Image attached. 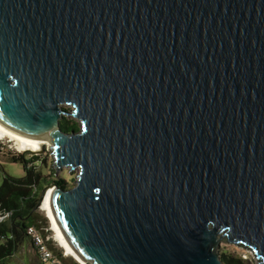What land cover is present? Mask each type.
Wrapping results in <instances>:
<instances>
[{
  "label": "water",
  "instance_id": "95a60500",
  "mask_svg": "<svg viewBox=\"0 0 264 264\" xmlns=\"http://www.w3.org/2000/svg\"><path fill=\"white\" fill-rule=\"evenodd\" d=\"M0 126L79 168L49 208L85 264H264V0H0Z\"/></svg>",
  "mask_w": 264,
  "mask_h": 264
},
{
  "label": "trees",
  "instance_id": "16d2710c",
  "mask_svg": "<svg viewBox=\"0 0 264 264\" xmlns=\"http://www.w3.org/2000/svg\"><path fill=\"white\" fill-rule=\"evenodd\" d=\"M60 127L66 132L78 130L74 122L66 121L64 118L60 121ZM5 147V144L0 142V152ZM9 159L23 162L25 174L20 178L7 176L0 186V214L8 213V216L0 221V264H4L8 257L28 241L26 237L28 226H40L41 222L34 208L42 189L49 184L68 189L70 181H73L71 174H68L69 179L65 180L63 176L48 178L37 171L36 167L40 165V159L32 153L27 157L22 154L11 155ZM38 160L39 164H37ZM220 257L224 264H235L232 258L225 255ZM67 263L76 264L69 259Z\"/></svg>",
  "mask_w": 264,
  "mask_h": 264
},
{
  "label": "rangeland",
  "instance_id": "374dc122",
  "mask_svg": "<svg viewBox=\"0 0 264 264\" xmlns=\"http://www.w3.org/2000/svg\"><path fill=\"white\" fill-rule=\"evenodd\" d=\"M62 109L68 114H63V118L66 121L74 122L76 127L80 128L81 123L76 119L72 113V106L67 104L61 105ZM50 141V140H49ZM0 142L5 144V148L0 152V186L3 183L5 177H15L20 178L25 174L24 164L21 161H12L10 158L11 155H24L29 156L30 153L37 155L40 159V165L36 167V170L42 174H45L48 178L53 176L54 178L63 176L65 180H68V174L73 176V181H70V187L75 184L79 168L70 169L67 167H62L57 170L55 166V158L53 153V143L52 141L47 144L43 143L41 150L31 151V150H18L14 141H11L8 137L0 138ZM47 146L49 147L47 149ZM39 164V160L37 162ZM52 185V184H49ZM48 186V185H47ZM69 187V188H70ZM38 218L40 219L41 224L49 226L50 222L47 219L44 211L40 209V205L34 211ZM220 255H225L228 258L234 259L235 264H256L255 258L250 250L243 248L235 244H229L227 242L221 241L218 249ZM4 264H36L34 256L27 250V242H24L20 249L15 252L12 256L8 257Z\"/></svg>",
  "mask_w": 264,
  "mask_h": 264
},
{
  "label": "built area",
  "instance_id": "2783aa9c",
  "mask_svg": "<svg viewBox=\"0 0 264 264\" xmlns=\"http://www.w3.org/2000/svg\"><path fill=\"white\" fill-rule=\"evenodd\" d=\"M6 216H8V213H5L4 215L0 214V221ZM26 237L39 264H68V259L76 264H81L72 255L68 254L62 246H60L55 237L51 223L49 226H45L44 224H40V226H28L26 229Z\"/></svg>",
  "mask_w": 264,
  "mask_h": 264
},
{
  "label": "bare ground",
  "instance_id": "6f19581e",
  "mask_svg": "<svg viewBox=\"0 0 264 264\" xmlns=\"http://www.w3.org/2000/svg\"><path fill=\"white\" fill-rule=\"evenodd\" d=\"M3 137H8L9 139H11V141H14L15 144L17 145L16 148L18 150L39 151V150H41L42 145H43V143L38 145V144L33 143L30 140H27V139L18 137L16 135H13V134L9 133L8 131H6L5 129H3L0 126V138H3ZM46 188L47 189L44 192L43 198H42L41 203H40V209L42 211H44L45 215L48 217V219H49V221L51 223L52 229H53V231L55 233V237H56L57 241L59 242L60 246H62L66 250V252L68 254L72 255L81 264H85L79 258H77L75 256V254L72 252V250L66 244V242L61 238L60 233H59L56 225L54 224V221H53V218H52V215H51V212H50V208H49V196H50V192H51V190L53 188L51 186H48Z\"/></svg>",
  "mask_w": 264,
  "mask_h": 264
},
{
  "label": "crops",
  "instance_id": "0c3cea01",
  "mask_svg": "<svg viewBox=\"0 0 264 264\" xmlns=\"http://www.w3.org/2000/svg\"><path fill=\"white\" fill-rule=\"evenodd\" d=\"M27 242V250L34 256V258H35V260H36V264H39V262H38V260H37V258H36V255H35V253H34V251H33V249H32V247L30 246V244L28 243V241H26ZM20 249V248H19Z\"/></svg>",
  "mask_w": 264,
  "mask_h": 264
}]
</instances>
